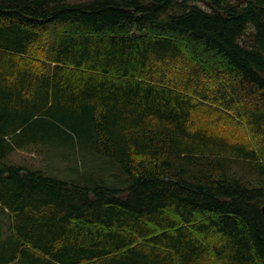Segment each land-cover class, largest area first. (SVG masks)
Here are the masks:
<instances>
[{
	"label": "trees",
	"instance_id": "1",
	"mask_svg": "<svg viewBox=\"0 0 264 264\" xmlns=\"http://www.w3.org/2000/svg\"><path fill=\"white\" fill-rule=\"evenodd\" d=\"M263 206L264 0H0V264H264Z\"/></svg>",
	"mask_w": 264,
	"mask_h": 264
},
{
	"label": "rangeland",
	"instance_id": "2",
	"mask_svg": "<svg viewBox=\"0 0 264 264\" xmlns=\"http://www.w3.org/2000/svg\"><path fill=\"white\" fill-rule=\"evenodd\" d=\"M50 34L53 36V29H50ZM220 129L224 128L229 134L238 139H247L249 134L241 131V129L232 124L226 123L219 125ZM40 151H24L17 150L9 156V160L16 164L42 168L50 175L58 178L79 179L82 182H87L92 179H99L101 177L110 178L115 176V169L111 163L107 162L104 157H99L93 152H86V161H81L78 164V155L73 154V149L69 148H52L47 154L44 147H40ZM72 154L70 158L65 156ZM78 165V166H77ZM243 167L238 166L235 172L243 173ZM113 176V177H112ZM102 179V178H101Z\"/></svg>",
	"mask_w": 264,
	"mask_h": 264
},
{
	"label": "water",
	"instance_id": "3",
	"mask_svg": "<svg viewBox=\"0 0 264 264\" xmlns=\"http://www.w3.org/2000/svg\"><path fill=\"white\" fill-rule=\"evenodd\" d=\"M262 211H263V213H264V206L262 207Z\"/></svg>",
	"mask_w": 264,
	"mask_h": 264
}]
</instances>
